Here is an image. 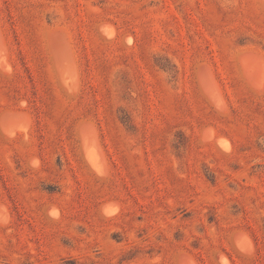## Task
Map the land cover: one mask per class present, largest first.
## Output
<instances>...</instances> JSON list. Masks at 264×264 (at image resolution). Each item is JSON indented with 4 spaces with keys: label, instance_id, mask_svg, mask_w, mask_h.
<instances>
[{
    "label": "rangeland",
    "instance_id": "1",
    "mask_svg": "<svg viewBox=\"0 0 264 264\" xmlns=\"http://www.w3.org/2000/svg\"><path fill=\"white\" fill-rule=\"evenodd\" d=\"M0 264H264V0H0Z\"/></svg>",
    "mask_w": 264,
    "mask_h": 264
},
{
    "label": "bare ground",
    "instance_id": "2",
    "mask_svg": "<svg viewBox=\"0 0 264 264\" xmlns=\"http://www.w3.org/2000/svg\"><path fill=\"white\" fill-rule=\"evenodd\" d=\"M67 66V65H66ZM67 68V67H66ZM256 76V75H255Z\"/></svg>",
    "mask_w": 264,
    "mask_h": 264
}]
</instances>
